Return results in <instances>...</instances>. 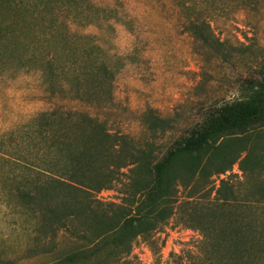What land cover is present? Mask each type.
<instances>
[{
    "label": "trees",
    "instance_id": "1",
    "mask_svg": "<svg viewBox=\"0 0 264 264\" xmlns=\"http://www.w3.org/2000/svg\"><path fill=\"white\" fill-rule=\"evenodd\" d=\"M85 1L88 10H100L91 0ZM173 1L183 13L185 30L196 41L211 43L215 37L209 21L195 15L198 2ZM82 2L55 0L51 7L37 11L39 27L58 44L39 59L38 70L50 95L107 107L112 103L117 70L91 35L75 36L70 30V24L85 26L101 20L99 14L95 18L85 14ZM101 11L106 18H117L110 8ZM71 40H84L85 47L77 56L65 51L60 59L58 52ZM148 114L149 130L167 128V119L151 110ZM263 122L264 78L249 80L240 98L219 106L199 130L160 158L136 147L128 136L111 134L88 113L55 108L36 115L0 135V165L10 170L7 179L16 184L10 192L19 199L17 213L33 220L35 235L26 252L30 257L52 252L57 234L64 232L82 234L94 244L110 239L113 259L128 256L136 237L156 230L174 214L178 184L192 192L201 181L223 175L235 164L246 181V174L261 164L256 144L248 143L262 136ZM227 144L237 150L228 153ZM126 168L129 184L124 205L98 210L100 203L93 194L112 188ZM209 191L203 190L200 197L188 193L176 206L185 226L200 236L188 255L190 261L264 264V186L258 198L250 200L228 176L220 180L211 199ZM253 210L262 211L260 221L251 217ZM85 221L93 223L95 228L86 229L93 235L76 230L75 224Z\"/></svg>",
    "mask_w": 264,
    "mask_h": 264
},
{
    "label": "rangeland",
    "instance_id": "2",
    "mask_svg": "<svg viewBox=\"0 0 264 264\" xmlns=\"http://www.w3.org/2000/svg\"><path fill=\"white\" fill-rule=\"evenodd\" d=\"M54 1L0 0V135L42 112L62 108L88 113L111 134L128 136L136 147L160 158L199 130L219 106L240 98L249 80L264 78V0H195V15L209 21L215 37L206 45L185 30L183 13L173 0H91L98 11L88 10V1L82 0L85 14L91 18L99 14L101 20L85 26L70 24V30L75 36L91 35L117 70L112 103L98 107L52 96L41 82L38 61L58 44L39 27L36 13ZM101 8L112 9L117 18H106ZM84 44V40H71L58 52L59 58L68 50L79 55ZM150 110L168 120L164 131L147 128ZM262 133L248 143L256 144L261 164L246 174V181L235 164L225 174L201 181L192 191L194 197L210 189L213 198L220 180L229 176L248 199H257L264 186V122ZM235 150V145L228 148L227 144L228 153ZM9 171L0 165V264H197L188 255L195 250L199 233L185 226L181 211H176L192 192L179 184L174 214L156 230L136 237L129 255L118 261L112 258L110 239L94 244L82 234L64 232L57 234L52 252L30 257L26 251L33 244V220L17 213L20 202L10 192L16 184L8 181ZM120 173L112 188L93 194L100 203L98 210L124 205L128 168ZM261 213L253 210L251 217L258 219ZM92 224L77 222L75 228L79 233L95 228Z\"/></svg>",
    "mask_w": 264,
    "mask_h": 264
}]
</instances>
